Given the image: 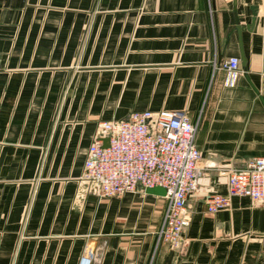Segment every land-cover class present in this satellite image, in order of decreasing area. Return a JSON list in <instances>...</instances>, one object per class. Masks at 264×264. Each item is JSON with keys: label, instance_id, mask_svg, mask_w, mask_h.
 I'll list each match as a JSON object with an SVG mask.
<instances>
[{"label": "crops", "instance_id": "crops-1", "mask_svg": "<svg viewBox=\"0 0 264 264\" xmlns=\"http://www.w3.org/2000/svg\"><path fill=\"white\" fill-rule=\"evenodd\" d=\"M213 68L184 241L150 259L165 194L94 195L87 150L100 121L193 116ZM256 156L264 0H0V264H77L86 249L100 264H264V205L232 196L212 213L203 199Z\"/></svg>", "mask_w": 264, "mask_h": 264}, {"label": "built area", "instance_id": "built-area-1", "mask_svg": "<svg viewBox=\"0 0 264 264\" xmlns=\"http://www.w3.org/2000/svg\"><path fill=\"white\" fill-rule=\"evenodd\" d=\"M208 13L212 21L211 8ZM221 66L232 79L238 72L239 60L229 58ZM213 73L214 68L193 116L185 110H144L134 111L123 120L100 121L88 147L82 178L94 195L110 197L155 186L165 189L167 204L150 259L160 243L178 248L184 241L190 222L187 200L196 190L201 173L195 137ZM232 196H247L264 205V157H253L246 167L228 171L226 193L207 192L203 199L207 211L213 213L225 208ZM77 264L100 261L94 250L86 249Z\"/></svg>", "mask_w": 264, "mask_h": 264}, {"label": "water", "instance_id": "water-1", "mask_svg": "<svg viewBox=\"0 0 264 264\" xmlns=\"http://www.w3.org/2000/svg\"><path fill=\"white\" fill-rule=\"evenodd\" d=\"M106 141H107V139L105 140L104 145H107ZM147 190L150 192H154L156 194H165V189L161 186H155L152 188H147Z\"/></svg>", "mask_w": 264, "mask_h": 264}]
</instances>
